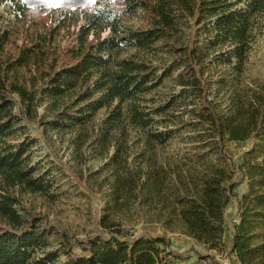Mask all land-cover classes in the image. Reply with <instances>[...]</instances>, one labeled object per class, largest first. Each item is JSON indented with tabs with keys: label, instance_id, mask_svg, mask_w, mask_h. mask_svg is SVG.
Segmentation results:
<instances>
[{
	"label": "trees",
	"instance_id": "1",
	"mask_svg": "<svg viewBox=\"0 0 264 264\" xmlns=\"http://www.w3.org/2000/svg\"><path fill=\"white\" fill-rule=\"evenodd\" d=\"M8 1L13 18L9 27L0 30V264H53L55 252H47L44 257L36 255L37 251L45 252L48 241L44 230L49 228L55 230L63 253L71 260L67 264H171L166 255L176 252L167 253L160 247L165 240L163 236L142 232L118 237V224L108 213L99 223L109 230V235L103 237L97 230L85 238L82 252L73 253L61 230L43 217L28 211L21 214L18 197L9 190L15 186L30 192L45 189L43 178L35 175V165H31L30 142L27 139L14 142L17 123L21 120L38 129L49 124L60 131L74 128L82 130V139L88 138L86 126L95 111L111 105L115 99L141 95L153 86L149 84L152 71L142 59L132 54L117 60L111 52L118 49L122 40L131 43L138 52L147 48L159 37V31L175 28L173 15L156 6L154 0H113L106 4V9L92 11L84 8L93 0ZM164 1L182 8L189 21L183 50L188 69L176 77L199 99L196 117L199 129L208 139L204 144L223 159L222 163H206L199 187L194 184L192 193L177 197L173 213L189 236L218 242L224 231V209L236 196L234 186L247 178V190L235 200L239 223L231 228V249L239 264H264V147L261 161H257L253 151L241 163L231 161L223 152L227 141L248 140L253 144L256 139H264V89L249 99L233 95L227 111L219 113L214 101L208 98L213 78L204 75L205 56L198 46V40L205 35L209 38L208 49L233 45L228 53L239 54L248 15L264 10V0H245L244 8L234 9V4L226 0ZM135 6H141L144 14L150 16L152 26L120 30L121 17ZM20 20H30L24 30L16 27ZM104 22L109 29L101 35ZM36 25L40 28H35ZM71 27L76 29L70 30ZM61 29H66L67 45L55 54L50 45ZM32 66L38 75L30 77V87L19 72ZM40 77L44 83L34 88ZM43 98L48 100L47 120H42L37 111ZM111 142L107 130L102 134L101 145L108 149ZM59 164L64 167L62 162ZM121 182L127 188L130 186L128 189L134 188L132 174ZM141 184H148V179Z\"/></svg>",
	"mask_w": 264,
	"mask_h": 264
},
{
	"label": "rangeland",
	"instance_id": "2",
	"mask_svg": "<svg viewBox=\"0 0 264 264\" xmlns=\"http://www.w3.org/2000/svg\"><path fill=\"white\" fill-rule=\"evenodd\" d=\"M109 1L113 0H93L84 9H106ZM226 1L234 4L233 9L245 7V0ZM153 3L173 15L175 28L159 31V37L140 52L126 40L111 52L117 60L132 54L142 59L152 71L149 84L153 86L141 95L115 99L111 105L95 111L86 126L90 135L85 140L80 137L84 136L82 130L60 131L49 124L40 125L38 129L20 120L14 142L23 139L30 142L31 165H35V175L43 178L45 189L30 192L15 186L9 191L18 197L17 208L21 214L28 211L45 218L64 233L73 253L82 252L85 238L97 230L103 237L109 235V230L99 223L108 213L118 224V237L137 236L142 232L163 236L165 240L160 247L167 253L176 252L166 255L171 264H239L231 249V228L239 223L235 200L247 190V178L234 186L236 196L224 209V231L218 242H204L189 236L172 210L177 197L192 193L194 184L199 187L206 163H222L223 159L204 144L208 139L199 129L196 117L200 110L199 99L176 77L188 69L183 53L189 31L186 13L169 1L154 0ZM13 13L9 1L0 0V30L10 26ZM17 17L20 18V14ZM29 21L20 20L16 27L24 30ZM248 21L239 54L228 53L233 45L208 49L209 38L205 35L198 40L205 56L204 75L213 78L208 98L214 101L219 113L227 111L233 95L249 99L264 89V10L250 13ZM105 23L101 35L109 29ZM48 25L46 21V27ZM151 26L150 16L144 14L141 6H135L120 19V30ZM67 40L66 29H61L50 51L58 53L66 47ZM19 74L27 86L31 84L30 77L38 75L33 66L30 70L21 69ZM43 83L41 77L37 78L34 88ZM47 104L48 100L43 98L37 108L42 120L49 116ZM107 130L112 142L105 149L101 137ZM263 143L264 139H256L253 144L248 140L227 141L223 152L231 161L241 163L247 153L253 151L257 161H261ZM128 174H132V189L121 182ZM154 174L157 178L152 177ZM146 178L148 184L142 185ZM44 235L48 245L45 252L37 251L38 257L55 252L57 257L53 264L71 261L63 253L53 228L44 230Z\"/></svg>",
	"mask_w": 264,
	"mask_h": 264
}]
</instances>
